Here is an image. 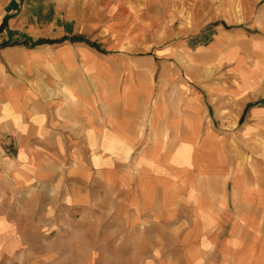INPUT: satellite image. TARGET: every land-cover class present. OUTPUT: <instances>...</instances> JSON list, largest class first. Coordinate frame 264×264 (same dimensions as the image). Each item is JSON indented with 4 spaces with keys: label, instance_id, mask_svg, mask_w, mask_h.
<instances>
[{
    "label": "crops",
    "instance_id": "1",
    "mask_svg": "<svg viewBox=\"0 0 264 264\" xmlns=\"http://www.w3.org/2000/svg\"><path fill=\"white\" fill-rule=\"evenodd\" d=\"M128 17L122 0H0V264H264V102L240 121L264 0L249 61L226 55L229 97L175 83L173 51L126 42Z\"/></svg>",
    "mask_w": 264,
    "mask_h": 264
},
{
    "label": "rangeland",
    "instance_id": "2",
    "mask_svg": "<svg viewBox=\"0 0 264 264\" xmlns=\"http://www.w3.org/2000/svg\"><path fill=\"white\" fill-rule=\"evenodd\" d=\"M122 2L124 8L132 14V18L126 19L131 28L125 33L126 42L139 38V42L145 43L144 48L151 51L169 47L173 51V55L169 56L170 65L174 64L177 77L175 83L178 85L187 82L192 85L193 91L206 93L209 98L217 97L219 94L225 97L232 95L231 88L236 85L238 74L233 71L234 61L228 60L226 55L234 51L232 54H239L246 63L249 61L247 46L238 40L252 38L251 18L256 15L263 0H122ZM218 30H221L219 37L225 35L224 39L230 38L237 42L231 45L228 42L226 45L217 44L218 35L214 34ZM189 38L192 41L190 48L182 43ZM132 44L133 42L130 45ZM246 63L241 65L246 66ZM258 72L264 77L262 69ZM245 75L249 77V73ZM157 77L156 74V79ZM157 80L159 83L161 81L167 85L169 83L168 76H160ZM262 80L260 82L263 86L247 88L243 92L250 102L248 110L246 109L244 116L240 117L244 124L251 107L264 102V78ZM182 98L181 92H178V99ZM224 107L228 108V117H232L234 113L230 108L233 106ZM228 124L232 127L229 122ZM249 138L250 136H244L245 140Z\"/></svg>",
    "mask_w": 264,
    "mask_h": 264
},
{
    "label": "bare ground",
    "instance_id": "3",
    "mask_svg": "<svg viewBox=\"0 0 264 264\" xmlns=\"http://www.w3.org/2000/svg\"><path fill=\"white\" fill-rule=\"evenodd\" d=\"M228 54H229V53H228ZM239 63L241 64V63H242V61H240ZM244 79H246V78H245V76H244Z\"/></svg>",
    "mask_w": 264,
    "mask_h": 264
}]
</instances>
